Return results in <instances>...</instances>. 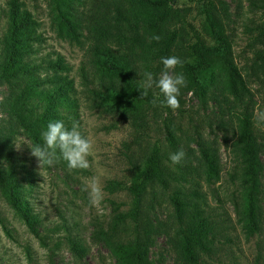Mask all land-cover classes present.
<instances>
[{
  "label": "rangeland",
  "instance_id": "rangeland-1",
  "mask_svg": "<svg viewBox=\"0 0 264 264\" xmlns=\"http://www.w3.org/2000/svg\"><path fill=\"white\" fill-rule=\"evenodd\" d=\"M38 21L43 41L36 45L34 58L62 55L71 66L79 101V126L93 141L88 157L89 168L69 169L57 155L51 165H40L31 154L32 138L6 112L9 89L0 81V128L14 129L16 172L27 198L38 216L41 241L0 190V264H118L101 231L111 232L117 211L133 207V195L127 187L156 144L161 146L162 161L168 183H151L143 196L142 222L153 228L150 264H190L183 261L175 246L180 223L173 197H179L188 209L198 207L213 224L208 249L200 253L197 264H264V2L260 0H212L224 2L219 10L225 32L232 46L233 58L252 94L248 109L253 114L260 148V188L255 195L258 229L249 232L240 212L242 203V157L235 142L240 109L226 85V76L217 73V81L204 93L187 87L181 89L180 107L160 104L163 97L153 86L152 102H141L125 109L119 100H104L93 68L89 66V88L81 76L85 49L62 36L56 26L51 0H20ZM208 0H179L185 20L173 28L186 45L200 37L213 43L208 34L204 4ZM9 0H0V39L7 29ZM85 25V23H84ZM134 49L139 58L140 49ZM180 50H177V53ZM179 57V56H178ZM163 69L155 62L150 70L158 76ZM144 83V81H143ZM101 95V94H100ZM215 150L217 176H210L203 160V149ZM185 152L180 164L169 155ZM121 188H113L112 182ZM93 189L98 190L96 204ZM126 227V229H124ZM133 222L119 224L118 235L133 238ZM69 237L80 247L75 252Z\"/></svg>",
  "mask_w": 264,
  "mask_h": 264
},
{
  "label": "trees",
  "instance_id": "trees-1",
  "mask_svg": "<svg viewBox=\"0 0 264 264\" xmlns=\"http://www.w3.org/2000/svg\"><path fill=\"white\" fill-rule=\"evenodd\" d=\"M177 1L51 0V5L58 32L85 49V61L80 68L85 85L89 88L91 66L100 81L99 96L119 100L127 110L155 99L150 90L144 94L139 74L161 62V57L179 56L183 62L179 66L190 88L199 93L216 83L219 70L224 73L227 88L240 108L235 142L243 163L240 212L248 231L254 232L259 225L255 195L260 188V148L253 114L248 109L252 94L234 61L231 43L217 15L219 10L226 11V6L212 0L204 4L207 31L213 43L196 37L186 45L188 51H182L185 39L173 28L185 20L181 10L174 7ZM6 16L7 29L0 39V81L9 89L6 112L32 138L34 145H42L41 133L49 122L63 120L69 128L72 122H79V101L74 79L70 77L71 66L62 55L34 58L36 45L43 38L38 21L20 0H9ZM154 36L160 39L155 40ZM134 47L140 49L139 58L133 55ZM14 136V129L0 128V190L30 231L45 243L37 227L38 216L18 180ZM161 149L159 144L153 147L142 170L136 172L127 187L133 195L132 209L125 213L117 211L112 231L100 233L118 264H150L154 230L148 222H142L143 196L151 183H168ZM56 155L67 165L58 150ZM202 156L208 174L217 176L215 150L206 145ZM112 186L117 189L122 184L115 181ZM173 202L182 223L174 238L178 255L185 262L197 264L200 253L208 249L213 224L197 206L194 211L188 209L179 197H173ZM128 219L133 222V238L124 241L118 235V226ZM68 242L75 252L80 251L70 237Z\"/></svg>",
  "mask_w": 264,
  "mask_h": 264
},
{
  "label": "clouds",
  "instance_id": "clouds-1",
  "mask_svg": "<svg viewBox=\"0 0 264 264\" xmlns=\"http://www.w3.org/2000/svg\"><path fill=\"white\" fill-rule=\"evenodd\" d=\"M153 39L159 40V36ZM183 62L179 57H161L163 69L158 76H154L151 71H144L139 74L144 83V94L153 86L159 90L163 97L159 102L173 110L180 107L179 99L181 89L187 87V80L182 72H175L174 69ZM43 144L29 146L31 154L38 158L40 165H51L53 157L59 152L60 157L67 163L69 169L89 168L88 157L93 150V141L85 136L80 130L77 122H72L71 127H67L63 120L51 121L41 133ZM185 158V152L181 149L169 155L173 164H180ZM92 203L96 204L98 190L93 189Z\"/></svg>",
  "mask_w": 264,
  "mask_h": 264
}]
</instances>
